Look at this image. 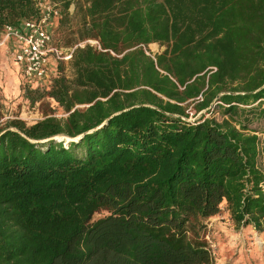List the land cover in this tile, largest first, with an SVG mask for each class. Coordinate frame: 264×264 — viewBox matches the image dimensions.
<instances>
[{
  "label": "trees",
  "instance_id": "1",
  "mask_svg": "<svg viewBox=\"0 0 264 264\" xmlns=\"http://www.w3.org/2000/svg\"><path fill=\"white\" fill-rule=\"evenodd\" d=\"M48 1L100 48L44 85L64 117L2 123L0 102V264H213L222 204L264 231V0ZM36 2L0 0V27ZM214 99L220 121L186 119Z\"/></svg>",
  "mask_w": 264,
  "mask_h": 264
},
{
  "label": "rangeland",
  "instance_id": "2",
  "mask_svg": "<svg viewBox=\"0 0 264 264\" xmlns=\"http://www.w3.org/2000/svg\"><path fill=\"white\" fill-rule=\"evenodd\" d=\"M58 8H62L58 3ZM78 14L74 4L68 8V14L59 22L53 21L52 35L54 43L65 49L81 43L78 32ZM151 54L159 53L163 47L157 43L148 46ZM1 59V58H0ZM5 62V61H4ZM13 69L9 64V71ZM6 67L0 60V102L2 104V123L17 117L30 124L46 116L64 117L65 113L57 103L48 96L45 86L29 87L18 77L15 83L9 82L4 72ZM60 72L67 77L72 75L69 62L62 63ZM35 88V89H33ZM216 99V98H215ZM213 100L207 108L196 111L193 103L186 107L188 121H194L201 116L214 117L220 121L224 116L216 106L219 103ZM83 106V105H80ZM249 128L256 130L261 138L260 131L264 129V115L253 118ZM260 147L264 150V140ZM206 238L209 241L213 255V264H264V231L259 232L251 225H236L230 218L224 204L220 211L207 218Z\"/></svg>",
  "mask_w": 264,
  "mask_h": 264
},
{
  "label": "built area",
  "instance_id": "3",
  "mask_svg": "<svg viewBox=\"0 0 264 264\" xmlns=\"http://www.w3.org/2000/svg\"><path fill=\"white\" fill-rule=\"evenodd\" d=\"M37 18L26 19L20 25L4 24L0 27V47L10 39L17 42L13 59L20 64L24 80L31 86H43L54 76L59 63L69 62L76 45L61 48L54 43L52 23L59 15L58 5L48 0H37ZM89 43L100 48L95 39H86L80 45Z\"/></svg>",
  "mask_w": 264,
  "mask_h": 264
},
{
  "label": "crops",
  "instance_id": "4",
  "mask_svg": "<svg viewBox=\"0 0 264 264\" xmlns=\"http://www.w3.org/2000/svg\"><path fill=\"white\" fill-rule=\"evenodd\" d=\"M16 50H17V42L14 39H10L4 46L0 47V58H1L0 60L2 64L6 67V70L4 73L8 75L6 78L8 79L9 82L15 83L18 77H20L23 83H27L26 80H24L23 78L20 64L17 63L13 59L12 54ZM9 64H11L13 67V69L11 70V73L9 71ZM60 64L61 63H59V65ZM27 85L31 88L35 87V86L29 85L28 83Z\"/></svg>",
  "mask_w": 264,
  "mask_h": 264
}]
</instances>
